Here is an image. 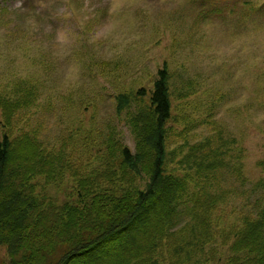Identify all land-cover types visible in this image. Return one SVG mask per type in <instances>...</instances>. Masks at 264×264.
Wrapping results in <instances>:
<instances>
[{
  "label": "rangeland",
  "instance_id": "1",
  "mask_svg": "<svg viewBox=\"0 0 264 264\" xmlns=\"http://www.w3.org/2000/svg\"><path fill=\"white\" fill-rule=\"evenodd\" d=\"M0 8V96L38 93L15 134L32 133L89 172L102 168L113 133L136 153V108L118 114L117 97L142 89L149 97L169 68L176 94L167 173L188 175L189 148L208 142L206 153L224 167L201 182L206 202H216L208 234L188 226L186 199L160 260L227 264L236 228L264 209V0H0ZM5 132L0 112V141ZM34 183L56 206L77 201L69 175L61 186ZM195 234L206 244L188 249ZM0 264H10L5 246Z\"/></svg>",
  "mask_w": 264,
  "mask_h": 264
},
{
  "label": "trees",
  "instance_id": "2",
  "mask_svg": "<svg viewBox=\"0 0 264 264\" xmlns=\"http://www.w3.org/2000/svg\"><path fill=\"white\" fill-rule=\"evenodd\" d=\"M172 81L165 66L149 97L145 89L118 95V114L136 108L130 120L136 153L113 133L102 168L90 172L49 152L32 133L15 134L19 114L38 101L35 87L14 99L0 96L6 130L0 141V246L7 248L10 264H162L159 251L165 243L172 246L186 199L188 226L208 234L216 202H206L212 197L201 182L216 178L224 163L219 154L206 153L212 146L208 142L189 148L188 175L167 173L176 94ZM67 175L75 183L77 201L63 206L49 201L46 188L42 196L34 183L39 178L45 187L61 186ZM236 230L227 264H264V209ZM205 244L195 234L188 249Z\"/></svg>",
  "mask_w": 264,
  "mask_h": 264
}]
</instances>
